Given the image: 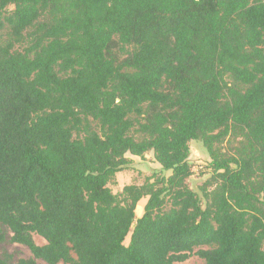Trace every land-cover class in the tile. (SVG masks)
<instances>
[{
	"label": "trees",
	"instance_id": "16d2710c",
	"mask_svg": "<svg viewBox=\"0 0 264 264\" xmlns=\"http://www.w3.org/2000/svg\"><path fill=\"white\" fill-rule=\"evenodd\" d=\"M148 152L170 174L115 193ZM8 239L34 257L0 264H264V0H0Z\"/></svg>",
	"mask_w": 264,
	"mask_h": 264
},
{
	"label": "rangeland",
	"instance_id": "374dc122",
	"mask_svg": "<svg viewBox=\"0 0 264 264\" xmlns=\"http://www.w3.org/2000/svg\"><path fill=\"white\" fill-rule=\"evenodd\" d=\"M190 148L191 153L189 161L193 167V174L188 179V183L192 189L199 191V186L211 174L209 167L210 156L201 141H190ZM127 156L131 159L130 165L117 172L116 180L109 184L115 193L120 192L126 184H142L147 177L151 176L155 172H163L166 175L170 174V171L163 170L161 164L155 159L153 152H148L143 157L130 153H128ZM146 201L147 198H144L138 203L139 206L137 207H140L136 210L138 217L143 213ZM130 236L131 232L126 237L125 244L129 243ZM34 239L38 244H43L46 242L44 238L37 234L34 235ZM4 252L10 253L12 255L13 262H17L21 258L34 257L33 253L26 245L12 243L9 241V239L0 245V253L3 254ZM36 261L38 264H47L42 259H36ZM176 264H204V259L194 254L186 261L178 262Z\"/></svg>",
	"mask_w": 264,
	"mask_h": 264
},
{
	"label": "crops",
	"instance_id": "0c3cea01",
	"mask_svg": "<svg viewBox=\"0 0 264 264\" xmlns=\"http://www.w3.org/2000/svg\"><path fill=\"white\" fill-rule=\"evenodd\" d=\"M138 206H139V204H138ZM138 208V207H137ZM137 210V209H136ZM142 215V214H141Z\"/></svg>",
	"mask_w": 264,
	"mask_h": 264
}]
</instances>
